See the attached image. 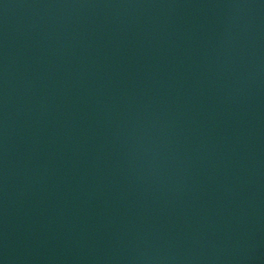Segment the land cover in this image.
<instances>
[{"label":"water","instance_id":"obj_1","mask_svg":"<svg viewBox=\"0 0 264 264\" xmlns=\"http://www.w3.org/2000/svg\"><path fill=\"white\" fill-rule=\"evenodd\" d=\"M0 264H174L3 0Z\"/></svg>","mask_w":264,"mask_h":264}]
</instances>
